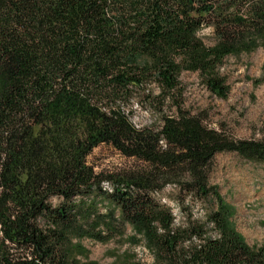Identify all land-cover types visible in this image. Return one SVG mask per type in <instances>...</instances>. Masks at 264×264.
<instances>
[{
    "label": "trees",
    "instance_id": "1",
    "mask_svg": "<svg viewBox=\"0 0 264 264\" xmlns=\"http://www.w3.org/2000/svg\"><path fill=\"white\" fill-rule=\"evenodd\" d=\"M258 47L264 0H0V264H101L83 239L143 242L155 264H264V243L245 241L208 181L218 152L264 161V129L227 136L177 99L184 70L226 98L224 59ZM151 84L146 101L176 113L136 127L126 106ZM102 143L144 164L98 173L87 155ZM169 183L183 214L189 197L204 215L176 221L153 195ZM112 264L143 263L128 249Z\"/></svg>",
    "mask_w": 264,
    "mask_h": 264
},
{
    "label": "rangeland",
    "instance_id": "2",
    "mask_svg": "<svg viewBox=\"0 0 264 264\" xmlns=\"http://www.w3.org/2000/svg\"><path fill=\"white\" fill-rule=\"evenodd\" d=\"M200 35L206 44L211 43V32L203 28ZM264 51L261 47L251 53H241L237 56H226L222 68L229 84L226 98L211 94L197 73L182 71L179 76L180 95L177 99L182 107L194 115H199L203 122L210 127L222 130L227 136L243 139L260 137L264 129V83L254 84V79L261 73ZM152 89L158 90L151 84L145 90H136L130 99L128 108L129 119L136 127L161 126V116L175 114L171 99L157 100L150 105L146 95ZM87 163L94 171L108 175H123L138 170L144 163L134 157L122 155L111 144H100L87 155ZM208 181L216 184L221 195L234 207L233 220L237 230L251 245L260 246L264 243V161H249L236 152H218L209 166ZM108 190L111 186L103 183ZM177 186L169 183L155 192L154 197L170 207L176 221L183 219L189 210L194 217H202L207 202H199L187 197L184 214L179 206ZM104 210L103 208L101 209ZM127 234H132L130 226L126 225ZM82 243L89 249V259L101 264H112L114 255L130 249L138 261L143 264H155L152 256L140 242L139 245L129 246L127 242L110 239L102 243L83 239Z\"/></svg>",
    "mask_w": 264,
    "mask_h": 264
}]
</instances>
